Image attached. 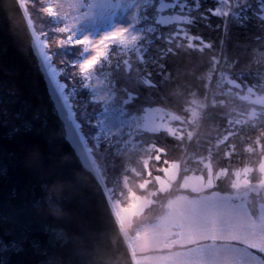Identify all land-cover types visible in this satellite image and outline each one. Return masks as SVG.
Returning a JSON list of instances; mask_svg holds the SVG:
<instances>
[{
	"label": "trees",
	"instance_id": "16d2710c",
	"mask_svg": "<svg viewBox=\"0 0 264 264\" xmlns=\"http://www.w3.org/2000/svg\"><path fill=\"white\" fill-rule=\"evenodd\" d=\"M182 2L188 6L183 12L187 21L158 27L165 33L182 29L188 36H198L200 39L193 40L195 47L189 49L188 40L182 33L180 42L183 45L176 54L166 59L167 68L163 74L156 64L149 69L153 73L152 80H146V74L144 77L138 75L143 69L141 50L147 42L144 29L148 25L144 23V14L150 17V22L156 18L152 8L145 11L147 6L144 0L137 5L134 13L133 24L139 35L129 42L112 41L104 57L96 59L95 70L102 73L109 89L116 82L128 87L143 84L138 97L127 106L130 115H139L147 107L155 106L173 111L184 119L190 117L192 109L197 111L192 125L187 126L182 122L176 133L126 128L119 137L117 147L121 150L120 165L107 162L106 168L113 172L109 175L102 171L100 173L106 189L114 184L112 178L122 182V178L128 174L126 172L130 173L127 178L133 182L153 179L171 162L179 163L182 175L205 173L207 167L223 170L231 166H246L252 170L248 182L258 180L254 169L264 160V111L251 109L260 106L245 100L244 93H240L236 87L263 88L264 85V0ZM38 4L43 10L50 5V0H39ZM27 11L33 20L30 8ZM179 12L180 9H176V14ZM46 16L50 31L59 35L62 44L74 48L69 60H76L75 66L79 67L86 45L76 44L71 31L64 29L55 15ZM204 44L214 46L207 48ZM110 52L118 56L111 60L108 56ZM143 55L144 59H148L151 53ZM127 71L131 72L130 76L126 74ZM78 83L74 96H82L90 108L94 106L86 112L101 140L103 135H100L97 126L99 110L95 108L96 99L90 88V79L81 76ZM133 95L135 97L136 93ZM243 102L251 104L249 111L243 112ZM74 119L77 122L75 114ZM80 131L83 133L81 126ZM104 160L107 161V156H104ZM115 166L116 171L112 169ZM168 200L166 196L160 200L158 212L148 223L163 213V205ZM255 205L253 203L251 208Z\"/></svg>",
	"mask_w": 264,
	"mask_h": 264
},
{
	"label": "rangeland",
	"instance_id": "374dc122",
	"mask_svg": "<svg viewBox=\"0 0 264 264\" xmlns=\"http://www.w3.org/2000/svg\"><path fill=\"white\" fill-rule=\"evenodd\" d=\"M38 1L21 0L26 11L30 8L33 18L30 22L39 43H42V52L48 54L49 63L57 70V80L68 84L65 88L68 104L83 129L82 134L88 138L87 146L94 161H98L100 173L109 175L113 172L106 168L107 162L120 165L121 150L117 147L126 128L176 133L182 122L192 125L197 115L194 109L187 119L156 106L147 107L139 115H129L122 121L100 113L109 88L102 73L95 70L97 56L94 49L102 48L106 52L112 41L129 42L138 36L133 20L135 9L143 0H88L86 6L83 0H65L66 15L59 20L65 25L64 29L71 31L76 44L86 45L80 65L91 69L87 78L81 73L80 65L75 66L76 60H69L74 48L62 44L59 35L50 31L47 14ZM117 28L125 29L123 38L112 36L106 43H96ZM86 39L88 43H85ZM108 56L114 60L118 54L110 52ZM80 75L83 79H90L95 108L99 110L97 126L103 135L101 140L86 112L94 106L90 108L82 96H74ZM263 88L236 87L244 93L245 100L260 106L251 108L258 111H264ZM243 103V112L249 111L251 104ZM112 169L116 171L117 167ZM251 171L246 166L223 170L207 167L205 173L182 175L179 163L171 162L153 179L143 182L131 181L127 178L129 172L122 182L112 178L114 184L107 186L106 190L116 206L124 233L129 232L131 226H142L131 240L138 264H264V160L254 169L258 180L253 183L248 182ZM164 196L169 198L167 212L159 222L150 225L148 221L158 212ZM253 203L257 205L252 209ZM252 248L259 255L252 252Z\"/></svg>",
	"mask_w": 264,
	"mask_h": 264
},
{
	"label": "water",
	"instance_id": "95a60500",
	"mask_svg": "<svg viewBox=\"0 0 264 264\" xmlns=\"http://www.w3.org/2000/svg\"><path fill=\"white\" fill-rule=\"evenodd\" d=\"M37 41L21 0H0V101L39 114L26 137L0 124V242L9 244L0 258L135 264L86 139L53 93Z\"/></svg>",
	"mask_w": 264,
	"mask_h": 264
},
{
	"label": "snow or ice",
	"instance_id": "6c2138e0",
	"mask_svg": "<svg viewBox=\"0 0 264 264\" xmlns=\"http://www.w3.org/2000/svg\"><path fill=\"white\" fill-rule=\"evenodd\" d=\"M145 11L148 8H152L156 13V18L154 22H150V17L144 14V23L148 26L145 27L144 31L147 34L146 46L141 50V59L143 64V69L138 75L144 77L147 75L146 80H152L153 73L149 70L151 65L158 64L161 69V74L167 68L166 59L176 54L180 47L183 45L181 41V35L183 33L182 29H177L170 32H162L158 26H171L179 25L182 22L187 21V17L183 14L184 9L188 6L183 3L182 0H173L169 3L166 0H144ZM176 9H180L179 14H176ZM49 16L55 15L56 18L62 20L66 15V2L65 0H51V4L43 8ZM189 12L192 10L189 8ZM165 12L171 14L165 15ZM125 29L117 28L108 35L102 37L96 43L102 44L106 43L112 36L123 38ZM184 38L188 40L187 47L193 49L195 45L192 43L193 40H199L198 36H188L183 33ZM38 43V41H37ZM85 43H88L87 39ZM144 44V41H141ZM203 43V42H202ZM214 45L204 44V47L211 48ZM96 51L97 58H102L105 55L104 49H94ZM151 53L148 59H144L145 53ZM49 56L47 53L41 52V61L45 74L47 75L49 82L54 84L53 93H58L59 97L64 101L63 107L69 110L71 113V106L68 104V98L65 95V88L68 87L67 83H60L57 80V70L52 67L49 63ZM80 71L85 78L88 77L91 69L85 68L83 64L80 65ZM127 75H131L130 71L126 72ZM144 79V78H143ZM143 84H136L135 87H128L127 85H119L118 82L115 83L114 87L109 89L107 95H105L103 103V110L100 112L102 115L109 119H114L122 121L127 118L130 113L127 106L139 95V89H141ZM136 93L134 97L133 93ZM103 95V94H102ZM39 120V114L32 115L29 117L27 107L20 110L13 111L10 108L8 101H0V124L8 125L11 124L13 127V133L17 136L26 137L36 131L35 121ZM12 248H18L19 245L15 241L11 243ZM9 244L7 242H0V250L7 251ZM0 264H7L6 260L0 258Z\"/></svg>",
	"mask_w": 264,
	"mask_h": 264
},
{
	"label": "bare ground",
	"instance_id": "6f19581e",
	"mask_svg": "<svg viewBox=\"0 0 264 264\" xmlns=\"http://www.w3.org/2000/svg\"><path fill=\"white\" fill-rule=\"evenodd\" d=\"M39 45H40V48L42 47V43H39ZM134 249V248H133Z\"/></svg>",
	"mask_w": 264,
	"mask_h": 264
}]
</instances>
